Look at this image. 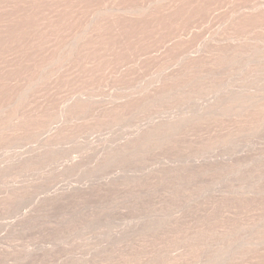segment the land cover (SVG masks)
<instances>
[{
	"label": "rangeland",
	"instance_id": "374dc122",
	"mask_svg": "<svg viewBox=\"0 0 264 264\" xmlns=\"http://www.w3.org/2000/svg\"><path fill=\"white\" fill-rule=\"evenodd\" d=\"M0 264H264V0H0Z\"/></svg>",
	"mask_w": 264,
	"mask_h": 264
}]
</instances>
